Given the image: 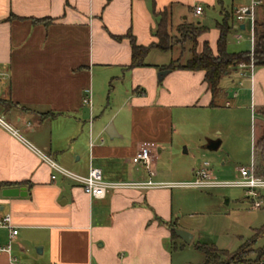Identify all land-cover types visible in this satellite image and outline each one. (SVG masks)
<instances>
[{"label": "crops", "instance_id": "0c3cea01", "mask_svg": "<svg viewBox=\"0 0 264 264\" xmlns=\"http://www.w3.org/2000/svg\"><path fill=\"white\" fill-rule=\"evenodd\" d=\"M224 1L0 0V103L6 107H0V115L25 141L74 173L85 175L96 167L106 181L182 183L155 173L162 151L178 133L179 116L184 110H217V97L226 110L261 112L264 67L234 68L213 96L203 71L176 69L158 81L167 64L148 61L149 52L145 67L128 68L127 35L139 46L156 43L157 13L166 10L169 28L185 22L207 28L196 39V52L207 43L216 54L220 9L236 13L250 6L231 0L229 7ZM261 4L253 11L254 20H264ZM196 7L202 9L199 16L194 15ZM10 15L15 19L9 20ZM44 18L52 22L45 26L30 20ZM233 29L235 34L248 33V51H252L250 19L242 23L234 19ZM236 81L239 92L233 87ZM85 97L88 105L83 104ZM50 113L54 116L41 118ZM110 126L113 138L105 133ZM252 139L254 143L256 137ZM141 147L151 150L153 176L131 161ZM196 172L191 171V180ZM50 175L47 165L0 127V183L6 184L0 188V215L9 214L17 229L12 243L31 235L40 245L36 258L26 257L21 248L22 262L181 264L172 245L185 243L173 239L169 228L171 222L178 227L179 207L172 187L127 188L98 199L64 178L52 181ZM175 175L187 177L182 169ZM6 190L17 194L5 196ZM7 235L0 230V246L7 244ZM12 261V251L0 255V264ZM203 264H208L206 259Z\"/></svg>", "mask_w": 264, "mask_h": 264}, {"label": "rangeland", "instance_id": "374dc122", "mask_svg": "<svg viewBox=\"0 0 264 264\" xmlns=\"http://www.w3.org/2000/svg\"><path fill=\"white\" fill-rule=\"evenodd\" d=\"M224 2L230 7L231 0ZM233 2L234 5H240L250 0H234ZM211 16L214 19L217 18L214 13ZM210 22L213 21L210 20ZM178 27L175 29L170 27L167 30L168 50L150 49L149 56L146 58L148 61L167 65L170 61L182 64L193 52H196V40L193 41L179 34ZM248 47L247 32L238 31V34L232 32L228 36L226 48L229 53L248 51ZM232 70L229 69L228 73ZM237 81L233 87L239 92L241 88L238 87ZM217 98L220 105L217 110H205L198 113L184 110L183 115L179 116L178 133L174 135L173 144L164 148L161 161L155 168V173L160 178L162 176V179L167 181L188 182L191 181V171H198L207 163V169L217 181L231 182L239 179V168H250L253 164L256 165L252 136L257 138L262 134L261 131L264 132V124L261 125L264 122V115L260 117V113L264 114V109L261 112L257 108L226 110L223 108L222 98ZM228 101L232 104L238 103V100ZM217 140L221 141L218 150H206L205 147L209 142ZM180 169L185 170L187 177L176 178L175 174ZM170 173L173 176H170ZM172 188L174 199L179 207L176 215L178 229L185 230L194 237L192 243L184 244L183 248L178 245L177 250H174L178 263L203 264L205 258L196 250L197 243L226 252L224 253L226 257L222 256L211 264H228L231 255L243 244L245 246L243 250L248 254V262L254 260L255 254L252 251L263 247L264 237L259 236L252 247L246 246V243L254 237L256 232L264 228V189L259 191L262 205L255 209L252 207V199L247 197L242 188L214 190ZM39 247L40 245L36 244L35 238L31 235L21 243H12L14 264H27L19 259L22 249L26 257L34 255L36 258ZM28 262H31V259H28ZM231 264L235 263L231 262Z\"/></svg>", "mask_w": 264, "mask_h": 264}, {"label": "trees", "instance_id": "16d2710c", "mask_svg": "<svg viewBox=\"0 0 264 264\" xmlns=\"http://www.w3.org/2000/svg\"><path fill=\"white\" fill-rule=\"evenodd\" d=\"M261 7L264 12V0H261ZM218 3H221V0H218ZM222 14V20L216 22L215 26L219 32V37L216 42V54L212 52L207 43H204L200 53L193 52L189 59H187L182 64H176L170 62L167 66L161 68V70L173 71L176 69L187 70V71H203L204 72V81L207 84L211 94L214 96L219 88V83L222 78L228 74L229 69H234L240 65L253 66V67H264V20L253 22V48L252 51H243L238 53H229L227 51V39L228 36L233 32L234 28V19L235 13L233 9L226 10L223 7L220 9ZM159 18L155 37L157 42L151 44L147 47L139 46L135 44L133 36L130 34L127 35L131 46V63L128 68H137L145 67L144 62L145 57L147 56L150 49H157L159 51H166L167 42L169 41L167 30L169 28V15L166 10L157 13ZM9 20L15 19L13 15L8 17ZM17 19V18H16ZM33 24H43L48 25L52 22L49 18L44 19H30ZM240 30V28H239ZM207 31V28L201 26L197 23H183L178 27V32L181 35L191 38L195 41L197 37L202 35ZM120 37H115L119 39ZM0 107L3 110H6L5 103L1 102ZM54 116V114H45L41 118H48ZM253 152L255 156L254 172L258 177L264 178V132L259 135L253 143ZM6 186L5 183H0V188ZM169 228L171 229V234L173 239H176V235L173 232L174 228L178 227L174 222L169 223ZM264 237V228L255 233L254 237L246 243V246H254L257 238L259 236ZM183 244L180 245L182 247ZM179 246H176L174 243L172 245L173 249H177ZM244 244L234 252L228 264L234 262L235 264H252L259 263L264 260V244L263 247L252 251L255 254L253 261L248 262V254L243 250ZM195 248L200 252L208 264L214 263L219 260L222 256L226 257L225 251L217 250L214 247H209L205 244L197 243Z\"/></svg>", "mask_w": 264, "mask_h": 264}, {"label": "built area", "instance_id": "2783aa9c", "mask_svg": "<svg viewBox=\"0 0 264 264\" xmlns=\"http://www.w3.org/2000/svg\"><path fill=\"white\" fill-rule=\"evenodd\" d=\"M262 3L261 0H251L248 8H240L235 13V20L238 23H242L245 19H250L253 24V11ZM202 13L201 7L194 9V15L199 16ZM239 37V36H238ZM243 67V65H240ZM83 104L88 105L89 100L85 97ZM0 127L7 133L12 135L21 141L35 156H37L42 163L47 165L51 170L50 179L54 181L57 177L64 178L80 186L83 193L91 198H104L109 192L118 191L127 188H154V187H183L193 188L199 190H214V189H225V188H242L248 198L253 201L252 207L259 208L262 205V201L259 198V191L264 189V178L258 177L254 172V164L250 168H239V179L231 182L217 181L212 173L207 169L208 164L205 163L203 168L198 170L193 180L182 183H154L152 181L144 183H131V182H115L106 181L103 178L102 170L96 167H91L87 174L81 175L74 173L65 167L59 165L46 153L39 150L29 142L25 141L16 130H14L0 115ZM132 163L144 168L150 176L154 175L153 171V159L151 150L147 147H141L131 159ZM0 230H6L7 244L0 246V255L11 253V244L15 236L17 235V229L12 224V219L9 214L0 215ZM11 264H14L12 261ZM252 264H264V260L259 263Z\"/></svg>", "mask_w": 264, "mask_h": 264}, {"label": "water", "instance_id": "95a60500", "mask_svg": "<svg viewBox=\"0 0 264 264\" xmlns=\"http://www.w3.org/2000/svg\"><path fill=\"white\" fill-rule=\"evenodd\" d=\"M240 29L242 30L243 27L241 26ZM168 70H163L160 71L157 75V79L158 81H161L163 79V77L168 73ZM105 133L110 137L113 138V129L110 127H107V129L105 130ZM220 146V141H211L208 143V145L205 147L206 150H211V151H215L219 148ZM17 194L16 190H6L3 191V195L5 196H15ZM174 234L176 235V237H178L179 239H181L185 244H190L192 239H193V235L185 230H181V229H177L174 228L173 229Z\"/></svg>", "mask_w": 264, "mask_h": 264}]
</instances>
